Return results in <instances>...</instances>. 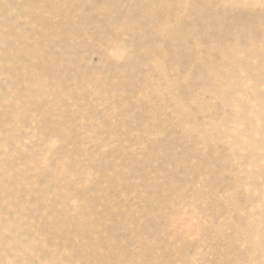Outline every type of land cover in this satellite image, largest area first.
I'll use <instances>...</instances> for the list:
<instances>
[{"label":"rangeland","instance_id":"1","mask_svg":"<svg viewBox=\"0 0 264 264\" xmlns=\"http://www.w3.org/2000/svg\"><path fill=\"white\" fill-rule=\"evenodd\" d=\"M0 264H264V0H0Z\"/></svg>","mask_w":264,"mask_h":264},{"label":"bare ground","instance_id":"2","mask_svg":"<svg viewBox=\"0 0 264 264\" xmlns=\"http://www.w3.org/2000/svg\"><path fill=\"white\" fill-rule=\"evenodd\" d=\"M242 6V5H241ZM245 59H246V57H245ZM260 63V62H259ZM230 76V75H229ZM240 145V144H239ZM252 174V173H251Z\"/></svg>","mask_w":264,"mask_h":264}]
</instances>
